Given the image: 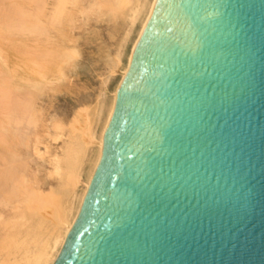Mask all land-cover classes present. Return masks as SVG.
Masks as SVG:
<instances>
[{"label":"water","instance_id":"obj_1","mask_svg":"<svg viewBox=\"0 0 264 264\" xmlns=\"http://www.w3.org/2000/svg\"><path fill=\"white\" fill-rule=\"evenodd\" d=\"M55 264H264V0H158Z\"/></svg>","mask_w":264,"mask_h":264},{"label":"rangeland","instance_id":"obj_2","mask_svg":"<svg viewBox=\"0 0 264 264\" xmlns=\"http://www.w3.org/2000/svg\"><path fill=\"white\" fill-rule=\"evenodd\" d=\"M98 1L107 2L109 0H87L84 4L86 11L83 14L81 11L82 5L76 6L77 8L73 7V17L76 18V24H71V28L67 25L66 18H62L61 20H58V23L57 21L56 23L54 22V28H47L45 25H42L38 33H35L34 36L27 34V36H25L26 39L24 37L22 39H14L9 34L7 36V38L9 37L6 44L7 46H4L8 52V56L10 55L11 57H9L11 59H16V57L20 56V53L22 55L21 58L19 57V62L21 65H24V67L22 66L24 78L23 76H21L22 78H19L18 76V78L13 77L10 89L12 92L7 91V95H0V124L5 122L4 124H7V126H4L10 129L15 126V128L12 129V135L9 133L11 130H8V134L6 133L8 136H11L10 138H7V140L10 141L7 142L9 143V146L6 145L5 149H3L4 151H1L0 149V155L5 154L7 162L3 163L0 156V171L3 173L4 170H7L6 177L0 172V190H2V192L0 191V240L5 235L6 224L10 218H12L14 212L13 208L15 207L12 205H17V199L23 193L21 189L25 192V189L28 187L30 189H47L50 186V181L47 178L48 165L45 162L38 160L37 155H34V149L38 143L39 149L42 153L47 147H50V145L52 151L56 152L59 150L60 143L49 144L48 126L51 122L50 118H57L56 115H60L59 117L63 121H66V118L71 120L72 116L75 115V112L80 109L84 107L96 109L95 107L97 106V109L102 111L101 115L103 119L98 127V133H103L112 109L114 94L120 80L122 79V73L128 66L132 49L139 37L145 16L153 2V0H140L144 5L145 10L137 23L134 26H131L128 14L120 16L114 21L107 16L101 18L97 13L91 12V6ZM42 6L45 10V5L42 4ZM63 23L66 24V26L63 25ZM63 26L65 27L63 28ZM67 26L68 29L66 28ZM47 29H49V32ZM49 34L51 36H49ZM11 37L14 41L10 40L12 39ZM35 37L36 40H33ZM32 40L38 44L34 43ZM35 44L40 47L36 46L35 49ZM0 46H2L1 43ZM28 51L32 53L30 54ZM29 55L30 57L27 58ZM28 61L30 62V65ZM32 67H34L36 71L38 68V71L35 72V69ZM26 70H29V72L26 73ZM19 86L23 87L20 89L23 90V92L21 91L22 93H19L20 90L16 91ZM18 93L19 95H17ZM20 101L21 103H18ZM97 103L99 106L96 105ZM15 109L18 112H22V114H18ZM11 110L13 111L11 112ZM9 111L10 114L7 113ZM12 113H16V115H13ZM8 114L10 116L21 115L20 119H24V121L22 120L24 123L16 121L18 123L21 122V125L17 124V128L15 124L11 127L8 126L10 119L13 118V116H9V119L5 118L8 117ZM24 115L26 117L23 118L22 116ZM5 119H8L9 121H6ZM68 120L66 121L67 123ZM11 123L14 122L10 121L9 124L11 125ZM1 131L0 128V136L2 134ZM44 139L48 140L49 146ZM42 140L43 142L45 141L46 144L43 143ZM40 142H42L43 145H47V147L40 145ZM96 147L94 146L93 149L96 150ZM91 154V162L88 163L90 166L95 156L94 153ZM42 162L45 164H42ZM2 164H5L6 168L3 167ZM89 165L86 172H89ZM11 171L12 174H10ZM85 175L84 181L87 180V175ZM23 180V185H27L26 188L22 186ZM16 183L18 185H16ZM32 186L33 188H31ZM4 190L6 191V194L10 196H6ZM18 191H20L21 195H18L20 194ZM15 193L17 194L15 195ZM10 197H13V200ZM14 198L16 199L15 202ZM10 200L12 201L10 202ZM8 204H10L11 207ZM10 208H12V212ZM3 217H6V219Z\"/></svg>","mask_w":264,"mask_h":264},{"label":"bare ground","instance_id":"obj_3","mask_svg":"<svg viewBox=\"0 0 264 264\" xmlns=\"http://www.w3.org/2000/svg\"><path fill=\"white\" fill-rule=\"evenodd\" d=\"M86 2L87 0H0V43L2 44V46H0V95L2 96L4 94L7 95L8 93L7 91H10L13 77L20 78L21 76H23L24 78V74L22 70L24 65H21V63L19 62V57L21 58L22 56L21 53L19 54L20 56L16 57V59H11L10 58L11 56L10 55H9L10 57L8 56L7 54L8 52L5 49L4 45H6L8 42V38H9V37L7 38L8 34L12 36L14 39L17 38L22 39L23 37L25 38L27 34L34 36L35 33L39 32V29L42 25H45L47 28H52L54 26V22L56 23L57 21L58 23V20H61L62 18L63 19L66 18L65 20L67 25L69 26L71 24L75 25L76 18L73 17L72 8L82 5L81 11L83 14L86 11V8H84V4ZM157 3L158 0H153L145 16L139 37L132 49L128 66L126 70L122 73L123 74L122 79L120 80V83L118 84V87L114 94L112 109L107 124L103 130V133L102 134L98 133V127L100 123H102L103 119L101 115L102 111L98 110L97 106L95 107L96 109H90L88 107H84L80 110L79 107L78 108L79 111L76 110L77 112H75V115H73L74 113L72 114L73 116L71 120L70 119L68 120L66 118V121L68 120V123L60 119L59 117L60 115L59 116L56 115L57 118H54L53 116H52L53 119L50 118L51 122L49 120L50 123L48 126L49 144L60 143L61 145H59L60 146L58 148L59 150L54 152L52 151V149H50L51 145L50 147H47V145H45L46 144L45 141L48 144L47 139L46 140L44 139L45 140L44 142L42 140V142L45 143L44 144L45 146L43 145L42 142H40V145H42L43 147H47V149L45 148L46 150H44L43 153L39 149L38 146L39 143L37 144V146H35L34 149V155L35 156L37 155L38 160H41L48 165L47 178L50 181V186L47 189L33 188L32 186L31 188L33 189H30L29 187L26 188L27 185L25 184L24 186L23 185L24 180L22 181L23 182L22 186L26 188L25 192L24 190L21 189V191H23L21 195L20 191H18L20 193L18 195H21L19 197L20 199L19 198L17 199L18 200L17 205H12L13 207L15 206L13 208L14 212L12 214V218H10V220L6 224L5 235L0 240V264H55L56 263L58 257L60 256V253H62L61 251L64 248L69 235L71 234V232L73 231L76 225L83 202L90 189L94 174L101 162L103 150H104V140L114 115L119 88L121 86L122 81L129 72L136 48L146 30V27L148 26L154 14ZM42 4L45 5L44 6L45 10ZM90 9H92L91 12L97 13L99 17L103 18L107 16L114 21H116L120 16L128 14L130 25L134 26L137 23V21L140 19V17H142L141 15L143 14L145 7L140 0H109L107 2H103V1H98L97 3L95 2ZM63 25L66 26V24L64 23ZM65 26H63V28ZM66 28L68 29V26ZM47 30L49 32V29ZM49 36L51 35L49 34ZM13 38L10 40L14 41ZM33 40H36V37ZM33 42L36 43L35 41ZM36 44H35V49L36 46H38ZM31 53L32 52H30V54ZM29 57L30 55L27 58ZM29 70H26V73L29 72ZM37 71L35 69V72ZM21 88L23 87L19 86L16 91L20 90ZM21 91L23 92V90H20L19 93ZM10 92H12V90ZM19 93L17 95H19ZM18 103H21V101ZM96 105H98V103ZM13 110H11V112ZM7 113L10 114V111ZM17 113L22 114V112H18V111ZM9 114L8 117L5 118L9 119L11 116L16 115V113L15 114L12 113L13 115L11 116ZM24 114L26 115L25 112ZM25 115L22 117L23 118L26 117ZM13 118H11L12 120L10 119V121L14 122L11 123V125L9 124L10 121L7 119L9 121L8 126L10 127L15 124L17 128V124L21 125V122L24 121V119H22L23 121L20 119L21 115L13 116ZM16 121H21V122L18 123ZM4 123L0 124V128L2 130L1 131L2 134L0 136L1 151H4L3 149H5L6 145L9 144L7 143L9 141L7 140V138H10L11 136L7 135L8 130L9 131L11 130L9 133L10 135H12L13 134L11 133L12 129L15 128V126H13L12 129L7 128L4 126V125L7 126V124ZM94 146L95 147L97 146L96 150L93 149ZM92 149L94 152L92 151ZM91 153H94L95 156L94 159L91 157L93 161L90 166L88 163L91 162L90 161ZM0 156H1V161L5 163L6 162L5 154ZM43 162L42 164H45ZM88 165L90 168H88L89 172L87 171L88 172L87 173L86 169ZM2 166L5 167V164L4 165L2 164ZM6 172L7 170H4L3 173L1 172L4 177H6L7 175ZM10 174H12V171L10 172ZM85 174L87 175V178L85 177L87 179L86 181H84ZM16 185L18 184L16 183ZM0 191L2 192V190ZM4 193L6 196H10L6 194V191ZM16 194L17 193H15V195ZM11 199L13 200V197ZM12 200H10V202ZM15 201L16 199L14 198V202ZM8 205L10 206V204ZM10 209L12 212V208ZM3 218L6 219V217Z\"/></svg>","mask_w":264,"mask_h":264}]
</instances>
